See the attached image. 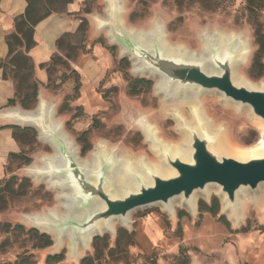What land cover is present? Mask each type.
Segmentation results:
<instances>
[{
  "label": "rangeland",
  "instance_id": "1",
  "mask_svg": "<svg viewBox=\"0 0 264 264\" xmlns=\"http://www.w3.org/2000/svg\"><path fill=\"white\" fill-rule=\"evenodd\" d=\"M120 2L125 26L147 32L153 26H161L168 44L181 46L190 53L202 50L207 33L230 32L240 36L247 42L249 54L236 68L237 74L253 84H264V73L253 78L248 71L256 44L252 27L246 21L245 0H228L223 8L215 11H205L197 5L177 8L171 0ZM61 6L56 0L51 1L54 10ZM96 8V14L105 18L106 2ZM92 62L98 63V72L89 68ZM72 69L79 74L76 98L72 97L76 85ZM132 70L130 57L111 41L107 29L97 27L90 15L89 21L83 19L80 23L76 34L63 38L54 57L48 61V82L40 84L32 73L23 84L22 93L29 91L27 84L36 83V97L31 107L23 108L18 102L4 105L0 108V118L11 109L34 111L41 97L47 105L55 107L54 117L72 139L79 158L87 159L95 145L102 143L125 158L144 156L147 162L154 163L157 155L145 140L143 127L147 126H141L145 125L142 116L161 139L172 144L179 143L182 136L170 111L178 107L187 116L188 113L179 104L162 101L154 89L155 79L134 75ZM137 79L148 83L132 82ZM131 83L137 91L135 94L129 90ZM198 99L206 117L214 122L215 128L225 131L226 142L234 150L249 153L262 147V121L252 119L245 109L238 111L232 104H224L216 93L199 95ZM15 126L19 150L14 153L19 156H10L8 152L3 164L4 176L0 178V264H14L24 253L29 256L24 264H80L84 256L92 255L93 239L87 248L72 251L66 235L58 244L51 233L29 222L30 215L62 213L63 201L56 190L50 189L45 181L35 180L28 171L29 166L40 164L42 156L52 154V148L40 141L36 128ZM86 147L87 151H83ZM210 191L208 198L199 195L193 214L179 205L176 198L172 200L173 215L155 204L130 213L126 226L114 220L112 233L97 234L108 238V246L104 247L100 241L103 256L94 264H264L262 191L255 194L249 190L242 198L243 221L238 225L223 211L217 191ZM214 197L219 205L218 214L199 211L200 202L210 205ZM218 215H223L227 224L217 220ZM14 225L23 226V231L15 230ZM29 228L46 233L52 240L51 245L44 246V240L27 233ZM53 254L64 257L58 262L46 263V258Z\"/></svg>",
  "mask_w": 264,
  "mask_h": 264
},
{
  "label": "water",
  "instance_id": "2",
  "mask_svg": "<svg viewBox=\"0 0 264 264\" xmlns=\"http://www.w3.org/2000/svg\"><path fill=\"white\" fill-rule=\"evenodd\" d=\"M104 2L107 4L104 12L105 26L111 41L122 47V53L127 54L130 59L138 60L144 70L161 76L163 86L174 85L185 91L191 88L204 93H216L220 95V101L227 100L237 104L239 111L247 108L252 119H259L264 123V86L250 88L242 82H234L236 68L240 65L241 45L236 46L232 42L221 45L215 42L216 34L213 37L205 34V55L168 50L164 45V30L161 26H154L155 31L149 38L141 36L125 26L120 0ZM239 38L245 42L240 36ZM37 112L38 102L30 117L41 132L52 138L63 156L65 167L54 168L53 172L63 179L67 204V212L62 218L54 216L52 221H39L54 232L58 244L66 235L72 251H76L83 237L94 231L98 223L110 225L114 220H127L123 224L126 226L129 224L130 213L142 207L160 204L165 210L176 198L183 203L207 187H216L219 196L224 195L228 208H235L242 192L249 193L251 190L256 194L259 186H264V144L257 151L244 152L243 158H237L219 151L213 145V134L203 128L189 126L186 141L188 152L185 158L159 147L163 162L171 170L169 175H161L149 167H143V175L129 169L128 173L135 182L130 187L125 186L122 191H116L110 179L114 169L113 162L101 155L95 170L89 171L85 166L79 165L72 151L58 135V130L50 122L38 120ZM3 114L1 118L7 119ZM10 123L21 124L13 121Z\"/></svg>",
  "mask_w": 264,
  "mask_h": 264
},
{
  "label": "bare ground",
  "instance_id": "3",
  "mask_svg": "<svg viewBox=\"0 0 264 264\" xmlns=\"http://www.w3.org/2000/svg\"><path fill=\"white\" fill-rule=\"evenodd\" d=\"M122 9V5H121ZM123 10V9H122ZM93 20L96 22V25L98 27H105L103 29H107L106 25V17H101L99 15H93ZM127 27V26H126ZM128 29H131L133 31H136L141 36L148 37L150 34L155 31L154 26L153 28L150 29V31H143V30H138L134 29L132 27H127ZM230 33V32H229ZM229 33H222L218 32L216 33V40L215 42L221 45H224L226 43H234L236 46L241 45V53L239 55V64L243 63L249 54V46L247 42H242L239 38L238 35L236 34H229ZM208 37H213V33H207ZM165 37V34H164ZM203 47L200 52H195V53H190L183 49L181 46L176 47L171 44H168L166 40H164V45L166 44V48L168 50L172 51H182L183 53H187L189 55H205L204 51L206 52L205 48L207 43L204 41L202 42ZM204 53V54H203ZM133 61V74L134 75H141V76H146L155 79V86L154 89L158 95L161 96L162 101H171L173 103L179 104L180 106H183L186 109V112L188 113V116L178 109V107H174L170 111V116L175 118L177 122V127L176 129L179 131V133L182 136V139L179 143H166L163 138L161 139L156 133V131L152 128V125L148 123V119L142 116V120L145 123V125L141 126H147L143 127V131L146 134L147 141L149 142V147L152 148L153 152H155V155H157V161L154 163L152 162H147L143 157H134L131 156V158H125L123 155H120L119 153H114V149L108 148V145H104L102 143H99L95 145L93 151L91 152L90 156L87 159L84 158H79L78 156V151L76 146L74 145L72 139L70 136L67 135V133L63 129V125L61 122H58L55 117H54V112H55V107L51 106L50 104L47 105L44 100L40 97L38 100V120H42V122L46 123H51L52 126L58 130V135L61 136V138L64 140L65 144L67 147L72 151L73 156L77 163L79 165L85 166L89 171L95 170L97 167V163L100 159L101 155H104L108 161H112L114 164V169L112 173L110 174V179H111V185L114 187V190L119 191L123 190L125 186L130 187L134 182L132 179V175L128 173L129 169H134L139 175H143V167H149L152 170H155L161 175L167 176L171 173L170 168H168L165 163L163 162V158L160 152V148L162 147L166 150H169L172 154L176 153L179 154V156L183 159L186 157L187 152H188V147H186V141L188 138V132H187V127H194L195 129H200L203 128L207 132L213 134L215 137L214 141V146L221 151L225 155H232L237 158H243V155L245 154L244 152H238L234 150L231 146L227 144V139H226V133L223 131L221 128H215V124L212 120H210L208 117H206L205 112H204V107L200 99H198L199 95L206 94L204 92H200L197 89H188V90H180L179 88L175 87L174 85L171 87H165L163 86L164 81L161 76L158 74H154L153 72L144 70L141 67V63L138 60L131 59ZM234 82L236 84H240V82L244 83L246 86L250 88H255V87H262L264 86L262 83L261 84H253L249 82L248 80L244 79L242 76H239L238 74L234 75ZM220 97V95H218ZM189 102V103H187ZM224 104H232L238 111H239V106L237 104L231 103L229 101H224L222 100ZM165 104V103H164ZM174 104H172L173 106ZM228 105V106H229ZM231 105V106H232ZM171 107V105H170ZM183 108V109H184ZM233 108V107H232ZM234 110V109H233ZM242 110V109H241ZM245 110L248 111L247 108ZM235 112V111H234ZM32 114V111H23L22 109H13V110H8L6 111L3 116L4 118L6 117L7 119H10L11 121L15 123H21V124H26V125H31V126H36L38 130V137L40 141L45 143L46 145H49L52 148V154L50 155H45L42 156L39 161V165H32L29 166V173L30 175L35 179L39 181H45L48 185V187L51 189H54L57 191V196L62 200L63 206H62V213H58L56 211H52L50 214H37V215H30L28 216L29 222L36 227H39L45 231H48L54 236V239L56 240V236L54 232L50 231L48 228H46L44 225L40 223L39 220H51L53 219L54 216H57L59 218H62L65 213L67 212L66 210V200H65V194L66 191L64 190L62 184H63V179L62 177H59L58 174L53 172V169H62L64 168V160L63 156L61 155L60 151H58L57 146L55 142L52 140L51 137H48L47 133L41 132L40 128L37 127L36 123H33V119L30 117ZM37 120V121H38ZM150 126V127H148ZM176 126V125H175ZM177 132V131H176ZM111 145V144H109ZM128 157V156H127ZM26 171V170H25ZM215 189L217 191L216 187H207L203 192H200L199 194H194L189 200H186L185 202H178L179 205L182 207H186L187 210L190 211V213H195L197 206H196V201L199 195L208 198L210 195V190ZM258 192L262 191L261 194H264V186H259ZM218 192V191H217ZM257 192V193H258ZM248 192L244 191L242 194L239 195L238 197V202H237V207L231 208L226 205L224 195H221L222 199V205H223V211L228 215L229 220H231L234 224H240L243 219H242V198L246 196ZM246 199V198H245ZM244 200V199H243ZM172 202L170 205H167L165 207L166 212L168 214L173 215V207H172ZM117 222L121 224H126L125 221L123 220H117ZM110 225H104L102 223H98L96 229L88 234H86L83 237V240L80 241V243L76 247V251H79L80 249L87 248L91 242V237L94 234H99V233H105V232H110L114 230V224L115 222L112 221L109 223ZM58 243V241H57ZM233 264V263H231Z\"/></svg>",
  "mask_w": 264,
  "mask_h": 264
},
{
  "label": "trees",
  "instance_id": "4",
  "mask_svg": "<svg viewBox=\"0 0 264 264\" xmlns=\"http://www.w3.org/2000/svg\"><path fill=\"white\" fill-rule=\"evenodd\" d=\"M27 7L22 14L16 15L13 18L14 20V30L11 34L7 36V45H8V55L0 60V69L2 70V78L11 79L14 83V96L9 98L5 105H14L16 102L20 103L23 108H30L34 102L36 97V83L33 82L31 84H27L26 88L29 91L22 93V87H24V83L28 81V77L35 73V65L31 62L28 52L35 44V40L33 38V27L34 25L42 20V18L46 17L47 14L52 11H61L62 7L69 0H56L59 4L61 3V9L54 10L51 8V1L53 0H26ZM172 3L177 8L182 7H193V5H197L205 11H215L220 8H223L226 1L228 0H171ZM84 9V8H83ZM244 11L246 12V21L252 27L253 30V42L256 44V48L252 54V60L250 67L248 69L250 75L255 77H260L263 75L264 71V27H263V13H264V0H245ZM83 21V19H82ZM79 28V27H78ZM68 35L64 34L57 40V48L62 43L63 38ZM101 42V41H99ZM113 49V47H109ZM58 50V49H57ZM53 53L48 61H50L54 57ZM48 61L45 64H41L40 67L44 69L47 73L48 78ZM24 70V73H21L20 70ZM71 74L76 78V85L74 86L73 98L78 96V88H79V77L78 72L72 69ZM144 82L148 83L144 79H137L132 82ZM129 90L131 93L135 94L137 91L135 90L134 85L131 83L129 85ZM13 129L18 131V128L13 125ZM24 131V130H23ZM16 135V134H15ZM15 138V137H14ZM17 140V139H16ZM18 141V140H17ZM19 144V143H18ZM83 151H87V147L83 149ZM10 156H19L18 153L10 152ZM199 211H207L212 215L218 214L219 205L217 198L214 197L211 200L210 205H206L203 202H200ZM217 220L221 221L223 224H227L223 215H218ZM15 230H22L23 226L14 225ZM27 233L33 234L44 240L43 245L49 246L52 243L50 237L46 233H41L37 231L35 228H29L26 230ZM92 255H86L80 261V264H94L95 260H98L103 256L101 248L99 247L100 241H102L103 246L107 247V237L106 236H95L92 238ZM118 245V241L116 242ZM64 255L62 254H53L49 255L46 258V263L49 262H58L62 260ZM29 260L28 254H21L15 259L14 264H24ZM247 264V263H246Z\"/></svg>",
  "mask_w": 264,
  "mask_h": 264
},
{
  "label": "crops",
  "instance_id": "5",
  "mask_svg": "<svg viewBox=\"0 0 264 264\" xmlns=\"http://www.w3.org/2000/svg\"><path fill=\"white\" fill-rule=\"evenodd\" d=\"M103 4L104 0H69L61 11H52L34 25L35 44L28 55L35 65V78L40 84L48 82L47 73L40 65L45 64L50 56L57 51V40L64 34H76L82 19L89 21V16L93 17L97 13L96 7ZM26 7V0H0V60L8 55L6 39L14 30L13 18L22 14ZM89 68L98 72L99 65L92 62ZM13 93V81L3 79L0 69V108H4L6 101L14 96ZM12 126V123L0 118V178L4 176L3 164L8 152L19 150L18 141L14 138L15 130Z\"/></svg>",
  "mask_w": 264,
  "mask_h": 264
}]
</instances>
